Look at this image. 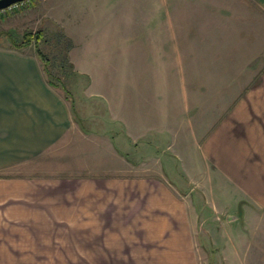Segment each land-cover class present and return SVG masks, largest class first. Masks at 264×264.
<instances>
[{
    "label": "crops",
    "instance_id": "obj_1",
    "mask_svg": "<svg viewBox=\"0 0 264 264\" xmlns=\"http://www.w3.org/2000/svg\"><path fill=\"white\" fill-rule=\"evenodd\" d=\"M236 2L223 42L255 62L237 70L236 96L215 105L188 89L184 102L150 70L113 92L122 133L74 125L35 52L0 42V264H264V0ZM97 42L83 37L78 54L92 59ZM84 57L77 71L98 91Z\"/></svg>",
    "mask_w": 264,
    "mask_h": 264
},
{
    "label": "rangeland",
    "instance_id": "obj_2",
    "mask_svg": "<svg viewBox=\"0 0 264 264\" xmlns=\"http://www.w3.org/2000/svg\"><path fill=\"white\" fill-rule=\"evenodd\" d=\"M234 1L238 0H216L219 6L213 8L217 14H212V7H205L209 5L206 0H23L16 7L0 12V42L12 46L9 38L18 41L23 32L32 37L39 32L37 46L49 59V73L43 71L44 76L70 102L74 125L77 118L80 121L83 118L85 128L97 134H103L104 129H119L122 133L120 122L110 118L113 111L108 105L117 102V96H123L124 92L117 96L113 92L123 91L126 79L129 85L133 83L127 89H137L149 77L145 78L150 70H158L151 77L162 82L164 94L171 93L178 81L184 102L189 101L188 89L202 96L210 92L215 105L225 97L228 100L236 96L234 91L248 80L235 77L237 70H245L250 76L255 62L254 50L241 63L236 59L237 47L225 44L236 30L222 28L242 16H235L231 9L223 12L222 8ZM83 37L100 40L89 53L92 59L78 54L77 46ZM68 39L71 45L65 50ZM124 42L134 44L121 46ZM34 43L30 39L27 45L18 48L34 51ZM77 55L98 69L100 77L97 74L95 78L98 91H93L90 77L77 71ZM96 55L98 59L93 58ZM229 58L234 61L228 64L236 71L232 70L227 77L223 71L228 69ZM204 258L205 264H212L209 254Z\"/></svg>",
    "mask_w": 264,
    "mask_h": 264
},
{
    "label": "trees",
    "instance_id": "obj_3",
    "mask_svg": "<svg viewBox=\"0 0 264 264\" xmlns=\"http://www.w3.org/2000/svg\"><path fill=\"white\" fill-rule=\"evenodd\" d=\"M39 38H40L39 32H35L33 37L30 35V33L23 32L21 35V38L18 41H15L11 38H9V41H10V44L12 45V47H16V48L27 45L30 42V39H32L34 42H36V43H34V52L37 55V57L39 58V60L41 61L42 70L49 73L48 68H47V63L49 61L48 56L42 50H40V48L37 46V41ZM70 45H71V41L68 39L66 44H65V50H67ZM66 56L67 55L64 54V59L66 58ZM48 82L50 84H52L50 81H48Z\"/></svg>",
    "mask_w": 264,
    "mask_h": 264
},
{
    "label": "built area",
    "instance_id": "obj_4",
    "mask_svg": "<svg viewBox=\"0 0 264 264\" xmlns=\"http://www.w3.org/2000/svg\"><path fill=\"white\" fill-rule=\"evenodd\" d=\"M23 0H20V1H16V2H13V3H10L8 4L7 6L3 7V8H0V12H3L4 10L6 9H11L12 7H16L19 3H22Z\"/></svg>",
    "mask_w": 264,
    "mask_h": 264
},
{
    "label": "water",
    "instance_id": "obj_5",
    "mask_svg": "<svg viewBox=\"0 0 264 264\" xmlns=\"http://www.w3.org/2000/svg\"><path fill=\"white\" fill-rule=\"evenodd\" d=\"M16 1H20V0H0V8H3L7 6L8 4L16 2Z\"/></svg>",
    "mask_w": 264,
    "mask_h": 264
}]
</instances>
